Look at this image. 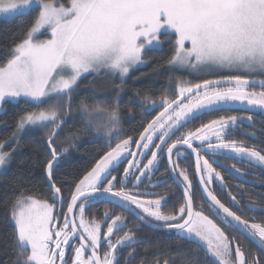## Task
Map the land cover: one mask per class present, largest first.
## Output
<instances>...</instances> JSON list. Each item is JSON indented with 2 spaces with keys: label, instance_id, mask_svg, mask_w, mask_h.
Masks as SVG:
<instances>
[{
  "label": "snow or ice",
  "instance_id": "1",
  "mask_svg": "<svg viewBox=\"0 0 264 264\" xmlns=\"http://www.w3.org/2000/svg\"><path fill=\"white\" fill-rule=\"evenodd\" d=\"M29 10L37 13L31 26L0 63V110L29 106L17 116L9 138L0 141V169L12 163L24 133L41 134L47 193L23 185L15 189L8 206L12 264H121L118 250L124 248L131 249L124 264H133L136 245L144 243L136 236L138 229L129 228L123 216L110 211L104 212L103 222L85 220V205L101 199L170 239L187 240L204 253L205 264H264V256L246 255L235 236L211 218L242 233L264 253V222L238 215L233 207L242 210V206L236 196L229 192L233 204L229 207L212 188L216 180L221 191L227 190L224 177L213 167H224L216 157L228 156L264 170V147L230 138L245 123L251 125L252 116H220L187 128L201 116L236 102L264 114V0H68L67 4L0 0V16L15 17ZM44 34L49 38L40 39ZM166 42L172 45L166 61L169 69L184 70L198 82L170 76L158 98L141 97L138 104L145 113L159 111L133 138L121 127V93L130 72L146 63V50H163ZM89 77L108 82L110 95L99 93L93 84L95 103L80 100L74 105L82 80ZM77 122L83 127H76ZM70 124L71 134L61 140ZM81 132L91 133L89 142L106 143L108 150L81 177L60 179L57 169ZM185 152L195 157V186L188 170L180 167ZM161 162L169 178L182 186L183 201L171 210L166 193L128 187L139 189L145 181L152 188L167 183L161 178L153 183ZM124 163L127 167L120 177L112 175ZM226 170L243 176L235 164ZM195 188L206 199L210 215L194 201ZM247 207L264 214V208L255 204ZM123 229L128 231L114 237ZM140 264L176 261L167 249H158L151 260Z\"/></svg>",
  "mask_w": 264,
  "mask_h": 264
},
{
  "label": "trees",
  "instance_id": "2",
  "mask_svg": "<svg viewBox=\"0 0 264 264\" xmlns=\"http://www.w3.org/2000/svg\"><path fill=\"white\" fill-rule=\"evenodd\" d=\"M65 3L68 0H64ZM36 11L30 10L24 15H19L15 18L0 21V63L5 59L9 48L12 44L21 38L27 29L31 26ZM162 40H166V34H162ZM172 54V45L165 43L163 50H149L145 53L144 59L146 61L143 67L137 68L130 73L124 85V92L120 96V109H121V127L127 135L138 138V133L142 130L141 125L146 121L151 120L158 111H153L151 115L145 113L138 104L141 97L150 95L153 98H158L162 91L167 88L168 78L170 76L179 77L184 80L198 82L194 80L184 70L172 71L169 69L166 61ZM209 78V77H207ZM116 83H119L117 80ZM95 85L97 91L103 95H110L111 85L106 81H93L91 77L82 80L80 89L76 96H74L73 104L76 105L80 100H86L88 103H95L92 98L90 87ZM259 89V88H258ZM260 90V89H259ZM139 96H135V93ZM171 96V93H165ZM132 98L130 102L129 98ZM29 106L20 105L9 106L3 113L0 114V141L9 138L14 129L17 116ZM239 110L234 107L224 106L219 111H213L195 120L193 123L188 124L187 128L198 127L201 123H207L212 119H218L220 116L237 115ZM249 116H252L251 125L245 123L237 131L232 133V139L242 141L245 145L255 146L256 148L264 147V115L259 112L246 111ZM5 122L7 126H5ZM76 127L82 128L83 125L77 122ZM73 125L70 124L64 129V133L60 139L63 140L65 136L71 134ZM186 129H181L185 131ZM245 133H254L246 135ZM179 134V133H178ZM79 139L75 141V147L70 150L69 155L62 159L60 167L57 169V174L60 179H75L85 174L91 167H94L98 159L108 150V145L103 142H89L92 140V134L81 132L78 134ZM114 146V145H113ZM13 147H16L13 145ZM134 148V146H133ZM6 150H10L6 146ZM133 150V149H132ZM46 159V151L43 142V137L39 133L26 132L19 140V147L13 153L12 163L7 169L0 173V264H12L15 259L13 248V226L8 217V206L12 202L15 189L23 185L25 188H35L39 193H47V184L43 178L42 165ZM213 158L210 157L211 161ZM220 164L224 167H219L213 164V167L224 177V183L227 185L226 191H221L218 187V181L214 180L212 188L216 195L226 206L233 207L232 201L229 199V192L235 195L237 200L242 206V210L233 207V211H237L245 219L254 220L255 222H264V214L255 213L248 210L249 204H255L258 208H264V170L258 167H253L247 163H240L236 159L228 156L216 157ZM165 162H161L158 170V178H165L162 173L167 172L164 166ZM235 164L241 170L242 177L236 173H230L226 168H231ZM180 167L186 168L189 175L193 179V184H196V177L194 173V162L188 152L180 158ZM116 176L120 177V172ZM59 183V180H58ZM177 197L171 205H179L182 203L183 198L177 191ZM194 201L197 204L203 205V211L206 215H210L208 211V203L201 196L198 188H195ZM107 201L99 200L92 206L85 209V216L88 219H95L103 221L104 209ZM58 212L60 206L58 205ZM66 210V207L63 209ZM171 210V209H169ZM230 236L234 235L236 241L241 244L242 249L246 252L257 256H264L249 240L243 237L240 233L232 228L226 227L216 217L212 216ZM139 240L144 243L136 245V257L133 264H140L141 260H151L155 252L159 250H168L170 257L174 258L176 264H205L204 253L196 250V246L189 243L187 240H173L170 239L165 233L145 229L141 235H137ZM147 249V253H145ZM131 249L124 250L125 256ZM125 257L121 259L124 262ZM124 264V263H121Z\"/></svg>",
  "mask_w": 264,
  "mask_h": 264
},
{
  "label": "flooded vegetation",
  "instance_id": "3",
  "mask_svg": "<svg viewBox=\"0 0 264 264\" xmlns=\"http://www.w3.org/2000/svg\"><path fill=\"white\" fill-rule=\"evenodd\" d=\"M244 143V142H243ZM245 144V143H244ZM247 146H249V145H247ZM258 149V148H257ZM133 151H135V147L133 148ZM201 155H205L203 152H201ZM192 157V156H191ZM208 158H210V156L208 157ZM192 160H193V158H192ZM145 163H146V161H144ZM194 162V161H193ZM246 163V162H245ZM126 163H124V164H122L121 165V170L119 171L120 172V175H121V173H122V169L124 168V167H126ZM194 166H195V164H194ZM160 167V166H159ZM158 171H156L155 172V175H154V177H153V183H155V181H156V179L158 178L157 177V175H158V173H157ZM164 176H165V178H161V179H166L167 180V183H163V184H160L158 187H156V188H152V187H146L145 185L147 184V181H145V185H141L140 186V188L139 189H133L132 188V185H129L128 187H129V190H131V191H140V192H144V193H153V192H156V193H160V192H163V193H166V195L168 196V199H169V208H168V210L169 209H171V204H172V202L174 201V198H176L177 197V195H176V192L178 191L180 194H181V196H182V198H183V195H182V191H181V189L177 186V184H176V182L173 180V179H171V178H169V173H168V170H167V172L166 173H162ZM113 175H116V173L115 174H113ZM119 177V176H118ZM218 183H219V181H218ZM199 189V188H198ZM200 191V190H199ZM201 193V192H200ZM145 199H149V198H154V197H152V196H145L144 197ZM102 200V199H101ZM104 201H107V200H104ZM207 202V201H206ZM96 203V202H95ZM94 203H92L90 206H92ZM87 207H89V205H85V209L87 208ZM105 211H110V212H115L116 214H118V215H121V216H123L124 218H125V220L127 221V223H128V226H129V228H131V229H133V230H136V229H138L137 231H136V236L137 235H141L142 234V232L145 230V229H147V230H152V231H154L153 229H151V228H149V227H147V226H145L143 223H141L134 215H132V214H130L128 211H125V210H122V209H120L119 207H116L115 205H113V204H111V203H109L108 201H107V204H106V207H105V209H104V212ZM65 212H66V210H65ZM253 212H255V213H261V212H259V211H253ZM103 221H104V219H103ZM103 221H101V222H103ZM103 230V229H102ZM124 231H128V229H123L122 231H120V232H118V233H114V237L115 236H122L123 234H124ZM159 232V231H158ZM239 233V232H238ZM242 235V234H241ZM243 236V235H242ZM244 237V236H243ZM246 238V237H245ZM247 239V238H246ZM248 240V239H247ZM77 243H78V241H77ZM255 246V245H254ZM106 247V246H105ZM256 247V246H255ZM257 248V247H256ZM126 249H128V248H124V249H119L118 250V254H119V256L121 257V259L123 258V257H125V259L127 258V256H125V252H124V250H126ZM258 249V248H257ZM259 250V249H258ZM101 251H103V248L101 249ZM260 251V250H259ZM88 253H86V255H87ZM263 254V253H262ZM67 258V257H66ZM121 263H124L123 261H121Z\"/></svg>",
  "mask_w": 264,
  "mask_h": 264
},
{
  "label": "rangeland",
  "instance_id": "4",
  "mask_svg": "<svg viewBox=\"0 0 264 264\" xmlns=\"http://www.w3.org/2000/svg\"><path fill=\"white\" fill-rule=\"evenodd\" d=\"M67 4V3H66ZM30 11V10H29ZM19 16V15H18ZM15 17H17V16H15ZM15 17H6V16H0V21L1 20H8V19H12V18H15ZM40 39H47V38H49L48 37V34H44V35H41L40 37H39ZM147 51H149V50H146V52ZM145 52V53H146ZM145 55V54H144ZM145 64H143V65H138V66H136L132 71H134L135 69H137V68H140V67H143ZM131 71V72H132ZM130 72V73H131ZM209 78H215V76H209ZM257 91H259V89L257 88L256 89ZM231 106H234V107H236L238 110H239V113L237 114V115H235V116H237V117H247V116H249L247 113H246V111H250V112H259V113H261V111L259 110V109H256V110H245V106L244 105H241L239 102H236L235 104H233V105H230V106H227V107H231ZM5 110V109H4ZM4 110H0V114L1 113H3L4 112ZM264 115V114H263ZM136 150V149H135ZM130 159V158H129ZM126 167H127V165H126ZM7 169V168H6ZM6 169H0V173H2V172H4ZM57 214H59V212H57ZM77 219H78V217H77ZM85 220L86 221H91V219H88L87 218V216H85ZM103 231V230H102Z\"/></svg>",
  "mask_w": 264,
  "mask_h": 264
},
{
  "label": "water",
  "instance_id": "5",
  "mask_svg": "<svg viewBox=\"0 0 264 264\" xmlns=\"http://www.w3.org/2000/svg\"><path fill=\"white\" fill-rule=\"evenodd\" d=\"M192 158H193V161H194V164H195V157H194V155L192 156ZM177 184V183H176ZM177 186L181 189V191H182V186L181 185H178L177 184ZM200 190V189H199ZM205 199V198H204ZM206 200V199H205ZM120 209H122V208H120ZM122 210H124V209H122ZM145 225V224H144ZM146 226V225H145ZM148 227V226H147ZM150 228V227H149ZM240 233V232H239ZM240 234H242V233H240ZM243 235V234H242ZM244 236V235H243ZM245 237V236H244ZM248 239V238H247ZM249 240V239H248ZM253 245H255L256 247H257V245L255 244V243H253L251 240H249ZM258 248V247H257ZM259 249V248H258ZM264 254V253H263Z\"/></svg>",
  "mask_w": 264,
  "mask_h": 264
}]
</instances>
